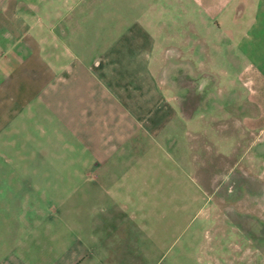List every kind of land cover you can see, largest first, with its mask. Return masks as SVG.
I'll return each instance as SVG.
<instances>
[{
    "label": "crops",
    "instance_id": "obj_1",
    "mask_svg": "<svg viewBox=\"0 0 264 264\" xmlns=\"http://www.w3.org/2000/svg\"><path fill=\"white\" fill-rule=\"evenodd\" d=\"M143 2L148 10L138 20L129 15L134 0L121 6L118 0H0V264H104L117 256L116 251L94 255L80 234L72 243L47 242L48 219L55 214L51 205L46 211L40 207L49 184L43 179L46 169L71 168L66 177L74 175L94 186L89 197L112 201L134 197L104 185L124 179L144 186L145 179L183 174L184 116L177 107L183 92L178 80L174 97L154 90L153 103L163 105L159 114L136 113L135 101L124 107L111 91L120 80L103 76L104 71L123 70L120 65L164 76L167 71L191 72L193 79L205 74L204 81L194 80L192 86L205 89L206 112L189 119L206 120V156L200 159L199 146L191 143V179L264 183V0ZM148 86L172 87L167 81H150ZM153 119L160 122L157 133L136 122ZM218 119L235 122L224 133L212 125ZM212 151L217 159L211 165ZM168 152L174 153L170 169L160 159ZM68 183L53 184L49 197L55 200L61 191L57 196L62 199L76 190ZM137 196L147 199L144 191ZM129 204L118 205L127 217V234L137 227L129 223V215H144ZM62 228L69 231V222L63 220ZM94 239V248H105L104 241H109ZM109 242V248H116ZM54 246L59 248L56 255Z\"/></svg>",
    "mask_w": 264,
    "mask_h": 264
},
{
    "label": "rangeland",
    "instance_id": "obj_2",
    "mask_svg": "<svg viewBox=\"0 0 264 264\" xmlns=\"http://www.w3.org/2000/svg\"><path fill=\"white\" fill-rule=\"evenodd\" d=\"M122 1L124 5L126 4V0H118L120 6ZM132 1L129 0V3ZM134 1V9H130L129 15L137 19L138 17L143 18L148 10L147 5L142 3L143 0ZM120 11L122 15L124 8H121ZM142 18L138 20H142ZM118 26V32H121L123 27L121 22ZM111 31H115V29ZM107 60L105 58L104 63H107ZM119 67L123 70L118 73L104 71L103 76L107 80H120L121 84L111 88V91L123 102L124 107L132 106L130 102L135 101L133 107L136 113L151 110L159 114L163 105L159 102L153 103L154 90H161L162 93L166 92L168 97H174V80H178L183 92L182 101L178 103L177 107L184 116L182 121L185 134L184 151L182 152L184 164L182 170L184 172L177 179H170L169 175L167 179H145L144 186L142 183L134 184L130 180L124 179H120L116 184L104 185L105 190H107V186L112 187L118 193L133 194L134 200H127V202L126 200L112 201L106 196L96 199L89 197L88 193L90 191L92 193L94 186L90 188L89 183L80 181L74 175L66 177L65 174L71 172V168L55 169L54 172L58 173L57 175H53L52 169H46L47 177L45 176L43 179H48L49 184L45 188L47 195H45V200L40 202V207L46 211L51 209L49 208L51 205L52 212L55 214L52 217L53 220L51 217L48 219V223L51 225L49 226L51 237L47 242L50 243L49 241L53 240L56 244V240H64L67 243H72V237L80 234L86 237L84 241L88 243V250L94 251V255L99 253V256H105L107 253L109 255L113 251L117 252V256L110 257L104 264H264V183L259 182L262 179H191L189 170L191 143L195 147L199 146L200 159L205 158L207 145L206 120L189 119L196 112H206V94L203 91L205 89L200 86L196 91L192 83L194 80L204 81L206 75L198 73L193 79L191 72L167 71L164 76V73L158 71L139 70L135 72L130 70L132 67L123 65ZM104 68H110V66ZM150 81L152 83L167 81L171 83L172 87L152 89L148 86ZM176 94L178 95V93ZM163 95L165 96L164 93ZM170 105L169 108L174 111L175 105ZM170 109L167 108V111ZM136 122L148 127L151 133L159 132L160 122L158 120ZM212 122L216 130L228 133L229 127L232 125L231 122L235 121L218 119ZM234 132L239 133V129L236 127ZM156 137L152 136L151 138L155 140ZM243 142H246V138ZM162 154L160 159L168 162L167 169L174 167V164L169 160V157H172L174 153L168 152L166 157H163ZM216 159L217 157L212 151L211 165ZM203 172L206 175L205 168ZM67 181L69 182L68 186L76 188V190L70 191L68 196L58 199L57 195L61 194L60 191L54 194L55 200L51 199L49 196L53 184L59 187L67 186ZM82 182L86 184L84 185ZM80 187L83 188L80 190ZM139 191H144L147 194L146 200L137 196ZM66 192L67 190L64 191V193ZM103 192L105 191L103 190ZM85 195H87V200ZM129 202H131L128 205L130 210L136 214L137 211L144 212V215L139 214L135 217L129 215L131 219L128 220L129 223H135L137 227L131 226V230L127 234L125 233L127 217L123 215L124 210L121 206L118 208V205ZM110 210L111 215L106 216ZM46 220L43 222L46 223ZM63 220L65 223L69 222L71 227L69 231L62 228ZM72 225H77L79 228L74 230ZM142 225H144V230H141ZM45 235L40 236L39 239L45 240ZM68 235L70 240L67 239V241ZM126 235L129 238L125 239ZM94 236L100 239L109 238V241L116 243V248H109L108 246L111 245L108 244L111 243L109 241H104L105 248H94L93 244L96 239ZM53 250L56 255L59 248L54 246ZM122 252L128 253V257L126 258ZM86 264L96 263L89 261ZM97 264L100 263L97 261Z\"/></svg>",
    "mask_w": 264,
    "mask_h": 264
}]
</instances>
